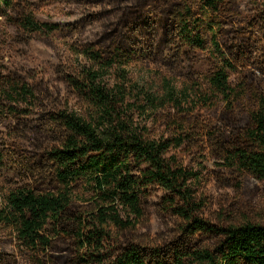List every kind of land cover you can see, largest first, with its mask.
Instances as JSON below:
<instances>
[{"label":"trees","instance_id":"1","mask_svg":"<svg viewBox=\"0 0 264 264\" xmlns=\"http://www.w3.org/2000/svg\"><path fill=\"white\" fill-rule=\"evenodd\" d=\"M74 3L54 76L0 58V264H264V0ZM0 4L19 47L59 30Z\"/></svg>","mask_w":264,"mask_h":264},{"label":"rangeland","instance_id":"2","mask_svg":"<svg viewBox=\"0 0 264 264\" xmlns=\"http://www.w3.org/2000/svg\"><path fill=\"white\" fill-rule=\"evenodd\" d=\"M13 1L17 2V0ZM241 1L243 10L247 12L248 6L254 0ZM28 2L39 19L49 24L58 25L59 30L55 31L52 36H39V38H35L23 47H19L15 39L10 37L9 40V37L5 35V30L8 29L11 32L12 30L5 22L2 13L5 8L0 4V58L4 59V64L7 68L17 66L21 67L23 71H35L39 77L54 76L59 62L64 61L70 56L68 52L69 46L80 36L70 27V23L74 22L73 18L65 16L72 10L73 7L71 5L75 4L74 0H28ZM138 48L142 52H145L147 57H150L147 48L141 47V44H138ZM169 55V51H163L162 59L157 62L160 65L158 66L159 69H166L167 63L170 60L168 59ZM153 62L155 61L149 58L145 63L150 64ZM190 63L191 61L184 59L178 65L186 73L191 67ZM193 65L199 71L206 69V62L203 59L195 61ZM151 67L154 68V65H151ZM192 161L190 167L200 172L199 195L206 196L214 201L219 200L222 195L227 194V191L222 189L216 177L217 173L224 172L216 166L214 161L203 154ZM255 186H259V184L253 180L245 183V187L249 189H253ZM16 259L17 264H26L23 256H19Z\"/></svg>","mask_w":264,"mask_h":264}]
</instances>
